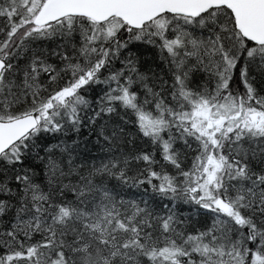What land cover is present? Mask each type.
Returning <instances> with one entry per match:
<instances>
[{"label":"snow or ice","instance_id":"6c2138e0","mask_svg":"<svg viewBox=\"0 0 264 264\" xmlns=\"http://www.w3.org/2000/svg\"><path fill=\"white\" fill-rule=\"evenodd\" d=\"M0 264H264V0H0Z\"/></svg>","mask_w":264,"mask_h":264}]
</instances>
